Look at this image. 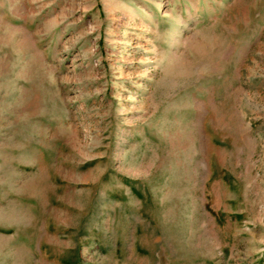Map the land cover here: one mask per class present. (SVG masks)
<instances>
[{"label": "rangeland", "instance_id": "374dc122", "mask_svg": "<svg viewBox=\"0 0 264 264\" xmlns=\"http://www.w3.org/2000/svg\"><path fill=\"white\" fill-rule=\"evenodd\" d=\"M0 264H264V0H0Z\"/></svg>", "mask_w": 264, "mask_h": 264}]
</instances>
